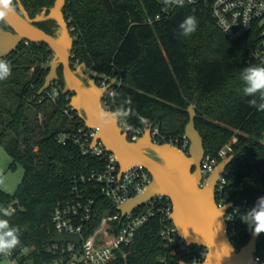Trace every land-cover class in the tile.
I'll use <instances>...</instances> for the list:
<instances>
[{"label": "trees", "instance_id": "trees-1", "mask_svg": "<svg viewBox=\"0 0 264 264\" xmlns=\"http://www.w3.org/2000/svg\"><path fill=\"white\" fill-rule=\"evenodd\" d=\"M162 1L65 0L62 13L67 27L73 29L71 67L83 63L95 74L96 84L99 75L115 79L110 111L129 112L124 119L131 129L145 124L157 127L156 143L181 146L187 108L193 105L194 125L205 155L214 157L229 144L233 159L224 171L219 198L233 204V226L227 231L232 246L239 251L252 234L241 216L264 196V111L249 106L241 79L246 54L256 37L250 33L236 41L228 40L203 4L179 6L155 20ZM53 2L14 0L16 10L20 12L21 6L30 19ZM189 15L196 17L198 27L184 36L179 24ZM1 25L6 26L4 22ZM34 25L54 37L59 34L58 25L51 19ZM51 58L46 45L32 43H21L0 58L11 71L0 80V91L11 87L15 104L13 109H5L0 102V148L10 157V167L18 164L23 169L12 194L0 191V206L13 207L7 219L20 230L21 245L11 253L19 264H45L51 259L46 249L54 234L52 209L69 199L72 180L93 163L75 146L56 142L59 133L75 130L84 122L68 108L65 96L72 93L60 92L55 102L37 94ZM34 62L37 64L26 77ZM56 73L55 83L63 90L60 66ZM129 98L130 104L126 103ZM65 110L75 119L66 116ZM116 212L110 202L97 196L84 234L91 232L102 217ZM162 226L158 217L149 218L135 232L131 246L123 248L109 264H158L165 254L158 236ZM187 250L194 253L197 247ZM255 255L264 264V233L257 239ZM178 260L193 262L188 255Z\"/></svg>", "mask_w": 264, "mask_h": 264}, {"label": "water", "instance_id": "water-1", "mask_svg": "<svg viewBox=\"0 0 264 264\" xmlns=\"http://www.w3.org/2000/svg\"><path fill=\"white\" fill-rule=\"evenodd\" d=\"M65 0H54L47 10H41L30 19L20 6L18 12L10 14L4 22L8 29L0 26V58H5L23 42L44 44L52 52L49 70L37 94L46 91L58 79L57 68L61 67L63 93L70 92L68 107L75 110L88 128L96 130L95 141L114 155L119 173L133 165L142 166L150 175V183L136 196L120 205L121 216L144 205L156 195L166 196L171 205V221L178 235L188 246L206 249L201 262L191 264H255L256 242L259 235L251 234L247 243L235 251L232 246L224 214L233 208L231 202L219 207L216 204L215 187L220 175L231 163L229 155L219 161L211 172L202 179L201 161L205 154L202 138L194 125V106L187 108L188 122L184 137L188 140L186 151L171 143H156L150 137L153 127L148 125L135 142H129L118 127V116L105 110L100 104L106 89L112 87L115 79L105 87H99L93 76L85 74L86 66L81 63L71 67L70 50L73 38L64 19L62 9ZM43 19H51L59 27L54 37L34 25ZM94 141V142H95ZM78 235L54 234L49 244L71 242L78 244ZM178 264H187L183 261Z\"/></svg>", "mask_w": 264, "mask_h": 264}, {"label": "built area", "instance_id": "built-area-1", "mask_svg": "<svg viewBox=\"0 0 264 264\" xmlns=\"http://www.w3.org/2000/svg\"><path fill=\"white\" fill-rule=\"evenodd\" d=\"M195 4H203L209 8L216 27L228 40L236 41L253 33L256 41L246 54L245 68L252 65L264 66V0H191V2L184 0V5ZM176 7L179 5L166 4L163 0L160 15H157L155 20L161 16H167ZM69 30L73 29L69 28ZM23 43L28 44V42ZM111 80L107 76L99 75L97 85L105 88ZM60 92L63 93V90L52 82L41 95L55 102ZM112 98L113 89L110 87L106 89L100 100L103 109L110 110ZM65 99L70 100V97L66 95ZM69 109L73 111L72 108ZM75 113L77 114L76 111ZM64 114L70 119H75V116L67 110ZM117 123L129 142L137 141L148 127L145 124L131 129L123 115L118 116ZM95 136V129L79 125L75 130L61 132L56 137L59 145L75 146L82 157L89 158L93 163L87 165L84 172L72 180L69 199L56 203L51 212L50 222L54 234L78 235L80 241L78 244L71 242L49 244L46 252L51 255V259L45 264H109L122 252L123 248L131 246L135 232L154 216L158 217L163 225L158 236L162 241L165 254L159 259L158 264H178L180 262L178 257L182 255L190 256L192 263L203 260L206 249L197 247L196 252L189 254L187 250L189 246L178 235L170 219L172 205L166 196L156 195L144 205L121 216L117 208L139 194L150 183L151 178L140 165H133L119 173L114 155L108 152L100 141H95ZM157 136L158 129L153 126L150 137L155 142ZM180 145V149L187 150L188 140L184 136ZM230 153L231 149L227 144L214 157L204 154L200 165L202 179L204 180L216 164L228 157ZM224 184L223 172L215 187L216 204L219 207L227 204L224 199L219 198ZM97 196L110 202L117 212L114 215L102 217L99 224L85 235ZM10 209L13 212L12 206ZM232 209L224 214L227 230L233 226L234 211ZM247 231L250 233L249 227ZM2 259H5L8 264H19L18 258H13L12 255L0 256V260ZM253 260L255 264H260V259L255 254Z\"/></svg>", "mask_w": 264, "mask_h": 264}, {"label": "clouds", "instance_id": "clouds-1", "mask_svg": "<svg viewBox=\"0 0 264 264\" xmlns=\"http://www.w3.org/2000/svg\"><path fill=\"white\" fill-rule=\"evenodd\" d=\"M191 2V0H190ZM166 4L184 5V0H165ZM16 12L14 0H0V23L6 22L10 14ZM198 20L194 15L184 18L179 24L182 35L190 36L197 30ZM9 65L0 60V80L10 76ZM244 83L243 94L249 97L248 104L258 111H264V66L252 65L241 73ZM126 103H131L129 98ZM115 115L127 116L129 112H118ZM143 119V118H141ZM13 214L10 207L0 206V256H10L12 251L21 245L20 230L10 224L8 217ZM253 235L264 233V196L258 197L256 203L241 216Z\"/></svg>", "mask_w": 264, "mask_h": 264}, {"label": "rangeland", "instance_id": "rangeland-1", "mask_svg": "<svg viewBox=\"0 0 264 264\" xmlns=\"http://www.w3.org/2000/svg\"><path fill=\"white\" fill-rule=\"evenodd\" d=\"M35 64L37 63L34 62V64L30 65L28 71L25 72L26 77L32 73ZM76 65L77 64L74 63L72 68L75 69ZM84 73L95 76V74L89 69H85ZM9 88L11 87H6L0 91V102L4 104L5 109H13L15 106ZM16 88L17 87L13 86L14 90H16ZM233 139L231 141L234 142L235 139ZM10 162L11 159L6 151L3 148H0V191L7 194H12L14 192L23 175L22 167L18 164L10 167ZM0 264H8V262L5 259H2L0 260Z\"/></svg>", "mask_w": 264, "mask_h": 264}, {"label": "flooded vegetation", "instance_id": "flooded-vegetation-1", "mask_svg": "<svg viewBox=\"0 0 264 264\" xmlns=\"http://www.w3.org/2000/svg\"><path fill=\"white\" fill-rule=\"evenodd\" d=\"M1 27L4 28V29H8L7 26H4V25H1Z\"/></svg>", "mask_w": 264, "mask_h": 264}]
</instances>
